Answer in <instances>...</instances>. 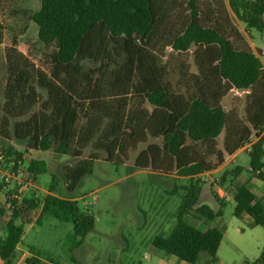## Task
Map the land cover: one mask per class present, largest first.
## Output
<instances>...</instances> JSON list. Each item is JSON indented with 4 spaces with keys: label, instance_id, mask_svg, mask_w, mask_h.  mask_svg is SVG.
Wrapping results in <instances>:
<instances>
[{
    "label": "trees",
    "instance_id": "obj_1",
    "mask_svg": "<svg viewBox=\"0 0 264 264\" xmlns=\"http://www.w3.org/2000/svg\"><path fill=\"white\" fill-rule=\"evenodd\" d=\"M238 23L245 31H262L264 0H38L37 7L0 0L5 162L34 180L46 171L45 161L24 162L12 141L68 155L74 161L61 170L66 190L73 192L92 173L94 161L121 165L135 151V168L188 179L174 225L151 245L187 264H196L200 253L219 264L223 230L194 227L184 216L221 215V209L198 203L199 177L239 150L248 155L252 177L264 180V136L252 142L264 129V66L260 49L250 45ZM30 24L35 37L20 39ZM85 60L94 66L85 68ZM234 91L240 94L226 109L223 100ZM87 147L91 151L83 156ZM241 171L234 168L235 175ZM246 183L232 186V214L264 225L263 203ZM51 191L42 198L27 193L9 212L0 199L3 264L13 263L25 227L39 224L43 214L72 224L65 247L78 246L92 230L91 214L75 199ZM25 264L39 261L29 256ZM243 264H264V245Z\"/></svg>",
    "mask_w": 264,
    "mask_h": 264
},
{
    "label": "rangeland",
    "instance_id": "obj_2",
    "mask_svg": "<svg viewBox=\"0 0 264 264\" xmlns=\"http://www.w3.org/2000/svg\"><path fill=\"white\" fill-rule=\"evenodd\" d=\"M26 2L34 7L38 5V0ZM238 24L245 29L242 23ZM35 32L34 25L30 24L20 39L34 38ZM245 35L253 48L264 52V29H246ZM81 64L85 68L94 66L88 60ZM4 73L3 43L0 44V105ZM237 93L234 91L224 98L226 109L232 96ZM12 144L21 152L24 162L41 159L46 163V171L36 175L33 180L35 186L30 187L26 194L34 192L35 196L42 198L51 189L54 195L75 199L78 206L91 214L94 220L92 230L81 243L70 248L63 246V243L66 234L72 231V224L43 214L39 224L25 227L12 264H25V258L29 256H35L39 264H187L158 251L150 243L155 235H166L174 225L179 203L185 193L182 186L188 183L187 178L137 169L133 164L135 151H130L121 165L101 159L94 161L92 173L84 176L73 192H68L61 168L71 164L74 161L72 158L56 155L51 149L30 150L24 141H12ZM143 146L140 144L139 148ZM90 151V147L85 148L83 156ZM262 158L264 160V144ZM248 161L247 153L240 151L235 157L227 158L215 172L200 175L202 184L198 203L216 211L221 209L220 216L213 220L194 217L191 213L184 216L194 227L214 226L223 230L224 236L216 252L219 264L250 262L259 255L264 245V225L254 223L247 215L235 217L232 214L234 201L230 193L237 181L247 182V187L264 204V180L252 177ZM236 166L242 167L237 175L234 173ZM4 233V225L0 222V235ZM0 264H3L1 260ZM196 264H210L209 256L200 253Z\"/></svg>",
    "mask_w": 264,
    "mask_h": 264
},
{
    "label": "built area",
    "instance_id": "obj_3",
    "mask_svg": "<svg viewBox=\"0 0 264 264\" xmlns=\"http://www.w3.org/2000/svg\"><path fill=\"white\" fill-rule=\"evenodd\" d=\"M258 57L264 65V52L262 50H260ZM262 136H264V129L259 136L252 138V142ZM249 147L250 144L247 143L243 148L248 150ZM32 186V176L20 166L13 167L11 163L7 164L5 162L4 154L0 151V192L2 199L7 202L8 212L12 202L22 198L26 194L27 190Z\"/></svg>",
    "mask_w": 264,
    "mask_h": 264
},
{
    "label": "crops",
    "instance_id": "obj_4",
    "mask_svg": "<svg viewBox=\"0 0 264 264\" xmlns=\"http://www.w3.org/2000/svg\"><path fill=\"white\" fill-rule=\"evenodd\" d=\"M240 27V26H239ZM240 29L242 30V32L245 34V29H242L241 27H240ZM246 36V35H245ZM247 38V37H246ZM247 40H248V42L250 43V45L253 47V45H252V43L250 42V40L247 38ZM240 152V150L239 151H237L234 155H232L231 157H229V158H233V157H235L236 155H237V153H239ZM218 170V169H217ZM216 170H214V171H212V173L213 172H215ZM205 174H207V173H205ZM34 185V184H33ZM35 186V185H34ZM53 194V193H52ZM256 194V193H255ZM257 195V194H256ZM258 196V195H257ZM259 197V196H258ZM69 198V197H68ZM260 198V197H259ZM0 199H2V195H0ZM261 199V198H260ZM262 201V200H261ZM263 206H264V204H263ZM5 216H6V214H5ZM242 217V216H241ZM1 222V221H0ZM19 248L17 247V250H18ZM171 256V255H170Z\"/></svg>",
    "mask_w": 264,
    "mask_h": 264
}]
</instances>
